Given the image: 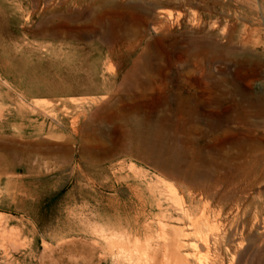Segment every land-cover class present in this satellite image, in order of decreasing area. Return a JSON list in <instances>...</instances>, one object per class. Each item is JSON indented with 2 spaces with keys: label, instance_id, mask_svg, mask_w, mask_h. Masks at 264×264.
<instances>
[{
  "label": "rangeland",
  "instance_id": "374dc122",
  "mask_svg": "<svg viewBox=\"0 0 264 264\" xmlns=\"http://www.w3.org/2000/svg\"><path fill=\"white\" fill-rule=\"evenodd\" d=\"M0 264H264V0H0Z\"/></svg>",
  "mask_w": 264,
  "mask_h": 264
},
{
  "label": "bare ground",
  "instance_id": "6f19581e",
  "mask_svg": "<svg viewBox=\"0 0 264 264\" xmlns=\"http://www.w3.org/2000/svg\"><path fill=\"white\" fill-rule=\"evenodd\" d=\"M179 262V261H178Z\"/></svg>",
  "mask_w": 264,
  "mask_h": 264
}]
</instances>
